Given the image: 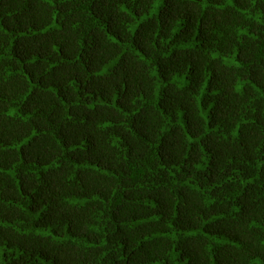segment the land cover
<instances>
[{
    "label": "trees",
    "instance_id": "obj_1",
    "mask_svg": "<svg viewBox=\"0 0 264 264\" xmlns=\"http://www.w3.org/2000/svg\"><path fill=\"white\" fill-rule=\"evenodd\" d=\"M0 264H264V0H0Z\"/></svg>",
    "mask_w": 264,
    "mask_h": 264
}]
</instances>
